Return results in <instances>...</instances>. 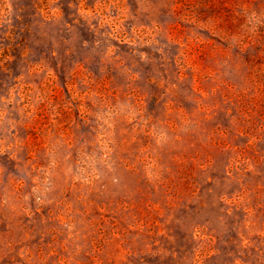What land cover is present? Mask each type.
<instances>
[{
    "label": "rangeland",
    "instance_id": "obj_1",
    "mask_svg": "<svg viewBox=\"0 0 264 264\" xmlns=\"http://www.w3.org/2000/svg\"><path fill=\"white\" fill-rule=\"evenodd\" d=\"M0 264H264V0H0Z\"/></svg>",
    "mask_w": 264,
    "mask_h": 264
}]
</instances>
